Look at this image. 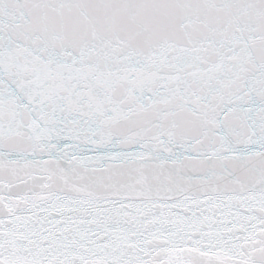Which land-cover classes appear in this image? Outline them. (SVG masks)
<instances>
[{"label": "snow or ice", "instance_id": "snow-or-ice-1", "mask_svg": "<svg viewBox=\"0 0 264 264\" xmlns=\"http://www.w3.org/2000/svg\"><path fill=\"white\" fill-rule=\"evenodd\" d=\"M0 264H264V0H0Z\"/></svg>", "mask_w": 264, "mask_h": 264}]
</instances>
